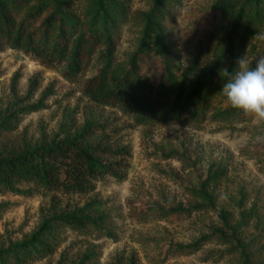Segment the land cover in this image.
Returning a JSON list of instances; mask_svg holds the SVG:
<instances>
[{
    "label": "rangeland",
    "instance_id": "rangeland-1",
    "mask_svg": "<svg viewBox=\"0 0 264 264\" xmlns=\"http://www.w3.org/2000/svg\"><path fill=\"white\" fill-rule=\"evenodd\" d=\"M215 1L175 0L167 27L180 68L188 67L202 50V65L208 64L204 43L210 35L214 43L227 39L228 17L214 16ZM150 2L128 0L129 11L145 12ZM138 32L134 24L123 27L118 60L134 50ZM261 55L264 28L242 47L239 58L254 67ZM95 70L92 64L69 79L60 68L43 67L21 52H0V118L8 112L15 113L16 120L13 130L0 133V155L50 140L64 126L73 131L87 117L107 126L109 142L127 147L130 154L122 180L104 177L86 195L45 192L29 183L18 186L24 193H0V249L28 239L43 219L84 210L104 221L101 228L88 225L77 231L58 226L54 252L30 264H76L84 256L90 258L87 264H128L131 259L135 264H242L238 251L229 253V247L215 242L192 254L172 247L188 246L209 234V228H220L221 212L230 213L234 224L244 211L254 214L240 235L248 262L264 264V122L256 123L240 111L229 121L136 125L119 111L93 106L83 96V85ZM37 104L41 107L36 111H20ZM215 106L211 114L231 107L226 101ZM211 166L226 173L208 186L215 196L214 209L177 212L176 206L187 208L196 202L187 190L198 188Z\"/></svg>",
    "mask_w": 264,
    "mask_h": 264
},
{
    "label": "trees",
    "instance_id": "trees-1",
    "mask_svg": "<svg viewBox=\"0 0 264 264\" xmlns=\"http://www.w3.org/2000/svg\"><path fill=\"white\" fill-rule=\"evenodd\" d=\"M174 2L151 0L147 11L131 13L128 0H0V52H21L43 67L60 68L69 79L96 65L94 75L83 85V96L93 106L119 111L136 125L238 118L240 110L232 107L211 112L215 103L226 101L221 90L228 77L222 78L221 71L234 74L239 70L242 47L250 45L264 28V0H216L211 11L221 20L228 17L227 39L214 43L210 35L204 43L208 64L202 65V50L184 68L179 66L167 27ZM129 24L139 28L136 46L120 61L117 53L122 29ZM156 71L158 78L152 76ZM40 107L37 104L20 111L33 112ZM15 122V113L6 112L0 118V133L13 130ZM106 127L87 117L73 131L64 126L50 140L0 155V193H24L18 186L29 183L45 192L86 195L104 177L122 180L129 149L109 142ZM213 169L211 166L198 188L187 190L196 202L187 208L176 206L177 212L187 215L214 209L215 196L208 186L226 173ZM253 217L252 212L243 211L232 224V215L223 211L220 228H209L210 233L194 243L172 249L192 254L215 242L229 247V253L238 251L242 264H249L240 235ZM103 223L84 210L43 219L28 239L0 249V264H30L50 256L58 226L84 231L88 225L101 228ZM89 259L84 256L76 264H87Z\"/></svg>",
    "mask_w": 264,
    "mask_h": 264
},
{
    "label": "clouds",
    "instance_id": "clouds-1",
    "mask_svg": "<svg viewBox=\"0 0 264 264\" xmlns=\"http://www.w3.org/2000/svg\"><path fill=\"white\" fill-rule=\"evenodd\" d=\"M238 66L234 74L227 69L221 71L222 78L228 77L221 93L233 109L242 111L256 123L264 122V55L255 60L254 67H249L244 57Z\"/></svg>",
    "mask_w": 264,
    "mask_h": 264
}]
</instances>
